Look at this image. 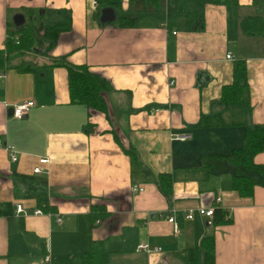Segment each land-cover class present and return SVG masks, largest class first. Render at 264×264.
<instances>
[{
  "label": "crops",
  "instance_id": "1",
  "mask_svg": "<svg viewBox=\"0 0 264 264\" xmlns=\"http://www.w3.org/2000/svg\"><path fill=\"white\" fill-rule=\"evenodd\" d=\"M91 1L0 0V49L14 13L41 12L45 23L70 24L46 54L15 53L30 61L28 69L16 62L0 69V264H39L45 247L49 264H80L91 241L106 250V264H203L199 242L209 233L214 264H264V186L240 197L227 174L211 175L203 165L208 157L231 156L246 127L264 124V29L253 36L239 28L243 16L256 14L251 0L235 6L226 0H94L95 11ZM104 6L116 19L101 24ZM199 14L203 29L197 31L191 24ZM121 16L133 24H119ZM237 59L245 62L249 103L226 107L220 88L231 81ZM62 61L86 65L107 80L105 113L69 102ZM27 100L33 106L12 118L11 106ZM212 116H219L218 125H198ZM175 134L189 137L180 141ZM5 144L13 146L15 161ZM40 157L48 159L45 176L32 172L43 167ZM253 160L264 164V146ZM163 175L170 180L168 196L159 191ZM132 184L142 190L133 193ZM15 204L23 209L19 216ZM97 205L106 216L91 227L90 208ZM209 205L227 221L212 227L197 214L183 216L187 208ZM169 206L174 233L159 216ZM38 208L42 213L33 214ZM140 241L161 252L136 251ZM191 248L197 250L188 263Z\"/></svg>",
  "mask_w": 264,
  "mask_h": 264
},
{
  "label": "trees",
  "instance_id": "2",
  "mask_svg": "<svg viewBox=\"0 0 264 264\" xmlns=\"http://www.w3.org/2000/svg\"><path fill=\"white\" fill-rule=\"evenodd\" d=\"M209 3H217L219 0H206ZM228 5H237L236 0H226ZM251 5L254 7L256 14L243 16L239 21L240 31L245 35H260L263 32L264 24L262 14H264V0H251ZM33 11V10H32ZM27 11V14L30 13ZM134 18L121 16L118 17L119 24L131 25ZM30 24L24 23L18 27L11 28L13 30L12 39L8 40L9 28L7 29L3 47L5 51L0 49V69L6 66L9 53L27 51L32 41ZM42 31V38L47 41L48 50L53 47L57 37L63 31L70 28L69 22H53L45 23ZM191 28L197 31L203 29L202 15H196L192 20ZM60 59V58H59ZM62 65L66 70L67 91L69 102L72 104L81 105L87 109L106 112V102L103 94L111 90V86L99 74L91 71L86 65H74L62 61ZM19 69H28V65L18 64ZM220 102L228 107L236 104L248 106V89L246 82V67L242 59L234 60L232 63L231 81L224 84L220 88ZM220 123L219 116L200 118L198 125H218ZM241 124V121L231 122ZM264 146V124H255L246 127L244 130V143L240 148L233 150L231 156H215L208 157L203 160V165L211 175L227 174L230 177L231 189L240 197H249L252 195L253 188L256 185L264 186V164L256 163L253 160L255 154L260 152ZM130 157L131 164L137 165L134 154L130 149L123 150ZM131 170V174H132ZM170 180L165 176H161V184L159 191L165 196L169 194ZM42 200L39 199V201ZM91 227L102 217L106 216V212L102 205L91 206L90 208ZM224 216V211L220 208H215L211 226L214 227L224 221H227ZM199 248L203 251V264H214V239L212 233L205 234L201 237ZM196 248L188 250L187 261L192 262ZM107 252L102 245L93 241L89 247L82 253L80 264H106Z\"/></svg>",
  "mask_w": 264,
  "mask_h": 264
},
{
  "label": "built area",
  "instance_id": "3",
  "mask_svg": "<svg viewBox=\"0 0 264 264\" xmlns=\"http://www.w3.org/2000/svg\"><path fill=\"white\" fill-rule=\"evenodd\" d=\"M97 7V3L92 0L90 2V9L92 11H95ZM16 38V37H15ZM231 56L230 54H225V59H230ZM3 73H0V78H3ZM173 81L170 80L169 84H172ZM33 106V101L27 100V101H22L19 103H16L14 105L11 106V117L14 119H20L22 118L27 112L28 110ZM173 139L176 140H184L185 138H187V135H173L172 137ZM4 149L7 151V154L9 156V160L11 161H15L16 159V154H15V150L13 148V146L11 145H4ZM38 163L41 164L43 167L40 166H36L33 168L32 172L34 174H37L39 176H45L47 174V163H48V159L46 157H40L38 158ZM142 190L141 185L138 184H132L131 186V191L133 193L135 192H139ZM220 201V197L219 196H215L213 199V202L215 204L219 203ZM173 211L174 208L173 206H169L166 210V212H163V215L159 214L160 217H163L167 222H169L172 226V231L177 232V226L176 223L174 221L173 218ZM213 211H214V206L213 205H209V206H196L194 208H187L186 210H184L183 212V216L185 219H192L194 214H197L200 217H206L207 218V224H210V219L211 216L213 215ZM14 212L17 216L21 215L23 213V209L21 207L20 204H15L14 205ZM42 213V211L38 208V209H34L33 210V214H40ZM226 215L224 214L223 218H225ZM55 220L57 222L60 221V218L57 217L55 218ZM136 251H142L145 254H151V253H155V252H161V248L160 246L157 245H151L146 241H140L139 243H137L136 247H135ZM49 255H48V250L45 247V253L42 256V259L40 260L39 264H49Z\"/></svg>",
  "mask_w": 264,
  "mask_h": 264
},
{
  "label": "rangeland",
  "instance_id": "4",
  "mask_svg": "<svg viewBox=\"0 0 264 264\" xmlns=\"http://www.w3.org/2000/svg\"><path fill=\"white\" fill-rule=\"evenodd\" d=\"M116 13H118L116 11ZM12 17V15H11ZM25 22L30 24L28 26V28L31 29V34H32V41L28 47V50L25 51H20V52H16V53H27V54H46L47 50H48V43L47 41H45L41 36H42V31L44 29V17L41 14V12H30L25 16ZM9 34H11V36L9 35L7 38L8 40L12 39V37L14 36L13 30L11 28H14L12 22H11V18H10V24H9ZM13 35V36H12ZM15 39V37H13ZM16 40V39H15ZM3 51H5V47L2 48ZM10 55L8 56L7 64H10L12 62H16L17 64L20 65H25L28 62H30L29 60L24 59L23 57H20L19 55H16L14 52L13 53H9ZM26 55V54H25ZM42 259V258H41Z\"/></svg>",
  "mask_w": 264,
  "mask_h": 264
},
{
  "label": "water",
  "instance_id": "5",
  "mask_svg": "<svg viewBox=\"0 0 264 264\" xmlns=\"http://www.w3.org/2000/svg\"><path fill=\"white\" fill-rule=\"evenodd\" d=\"M115 20V11L110 6H104L99 10L98 21L101 24L110 23ZM11 22L15 27H18L24 23V16L21 13H14L11 17ZM201 74L199 75V77ZM198 82V80H197ZM200 84L202 81L199 82Z\"/></svg>",
  "mask_w": 264,
  "mask_h": 264
},
{
  "label": "bare ground",
  "instance_id": "6",
  "mask_svg": "<svg viewBox=\"0 0 264 264\" xmlns=\"http://www.w3.org/2000/svg\"><path fill=\"white\" fill-rule=\"evenodd\" d=\"M95 2H96V1H95ZM96 3H97V2H96ZM97 7H98V3H97ZM97 7H96V9H97ZM96 9H95V10H96ZM114 11H115V10H114ZM115 19H116V16H115ZM24 23H25V18H24ZM24 23H23V24H24ZM230 56H231V55H230ZM0 73H1V72H0ZM3 75H4V74H3ZM30 101H31V100H30ZM182 135H187V138L189 137L188 134H182ZM185 139H186V138H185ZM185 139H184V140H185ZM180 141H182V140H180ZM217 204H218V203H217ZM213 206H214V205H213ZM215 208H216V207L214 206V210H215ZM165 212H166V211H165ZM213 213H214V211H213ZM212 216H213V215H212ZM212 216H211V219H210V224H211V221H212ZM204 218H206V217H204ZM210 224H209V225H210ZM49 262H50V261H49Z\"/></svg>",
  "mask_w": 264,
  "mask_h": 264
}]
</instances>
